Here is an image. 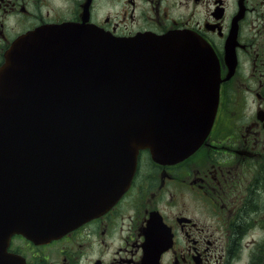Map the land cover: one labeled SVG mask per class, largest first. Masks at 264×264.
Wrapping results in <instances>:
<instances>
[{
  "label": "water",
  "instance_id": "water-1",
  "mask_svg": "<svg viewBox=\"0 0 264 264\" xmlns=\"http://www.w3.org/2000/svg\"><path fill=\"white\" fill-rule=\"evenodd\" d=\"M219 60L192 33L117 38L69 24L21 36L0 67V264L109 211L138 157L175 164L212 129Z\"/></svg>",
  "mask_w": 264,
  "mask_h": 264
},
{
  "label": "flooded vegetation",
  "instance_id": "flooded-vegetation-1",
  "mask_svg": "<svg viewBox=\"0 0 264 264\" xmlns=\"http://www.w3.org/2000/svg\"><path fill=\"white\" fill-rule=\"evenodd\" d=\"M62 24L198 36L219 59V107L190 157L142 153L107 213L45 244L15 235L9 251L28 264H264V0H0V67L19 37Z\"/></svg>",
  "mask_w": 264,
  "mask_h": 264
}]
</instances>
